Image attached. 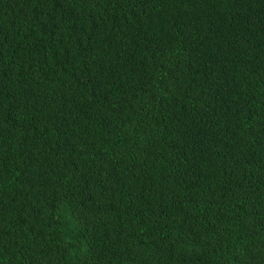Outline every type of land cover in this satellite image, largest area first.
Instances as JSON below:
<instances>
[{
    "label": "trees",
    "instance_id": "trees-1",
    "mask_svg": "<svg viewBox=\"0 0 264 264\" xmlns=\"http://www.w3.org/2000/svg\"><path fill=\"white\" fill-rule=\"evenodd\" d=\"M0 264H264V0H0Z\"/></svg>",
    "mask_w": 264,
    "mask_h": 264
}]
</instances>
